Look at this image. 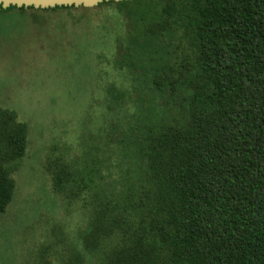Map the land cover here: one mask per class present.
<instances>
[{
	"label": "trees",
	"instance_id": "16d2710c",
	"mask_svg": "<svg viewBox=\"0 0 264 264\" xmlns=\"http://www.w3.org/2000/svg\"><path fill=\"white\" fill-rule=\"evenodd\" d=\"M101 7L130 29L115 66L142 73L162 109L147 108L150 124L134 134L137 175L112 197L97 190L90 200L94 173L48 162L55 193L89 208L85 251L98 264H264V0ZM65 9L78 8L44 11ZM28 138V125L0 107V213Z\"/></svg>",
	"mask_w": 264,
	"mask_h": 264
},
{
	"label": "rangeland",
	"instance_id": "374dc122",
	"mask_svg": "<svg viewBox=\"0 0 264 264\" xmlns=\"http://www.w3.org/2000/svg\"><path fill=\"white\" fill-rule=\"evenodd\" d=\"M128 31L115 8L0 9V107L29 127L13 201L0 213V264H98L81 240L87 204L55 193L47 165L61 158L94 173L90 200L137 175L134 134L162 100L142 73L115 66Z\"/></svg>",
	"mask_w": 264,
	"mask_h": 264
},
{
	"label": "water",
	"instance_id": "95a60500",
	"mask_svg": "<svg viewBox=\"0 0 264 264\" xmlns=\"http://www.w3.org/2000/svg\"><path fill=\"white\" fill-rule=\"evenodd\" d=\"M123 2L133 0H0V6L8 9L12 6L17 8L53 9L56 7H84L95 8L104 2Z\"/></svg>",
	"mask_w": 264,
	"mask_h": 264
}]
</instances>
